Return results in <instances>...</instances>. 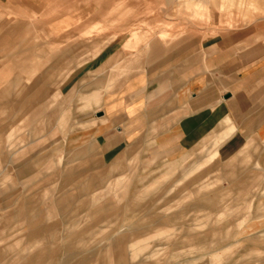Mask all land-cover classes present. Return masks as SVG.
<instances>
[{
  "label": "rangeland",
  "instance_id": "obj_1",
  "mask_svg": "<svg viewBox=\"0 0 264 264\" xmlns=\"http://www.w3.org/2000/svg\"><path fill=\"white\" fill-rule=\"evenodd\" d=\"M47 3L49 17L58 15L59 25L50 26L55 33L48 38L41 34L36 38L49 41L42 55L52 58L36 59L35 63L53 65L50 78L59 91L56 108L64 110L67 119L62 128L42 123L41 129L33 132L49 118L44 113L51 108H39L38 115L31 118L28 114L9 117L14 111L0 115V122L16 123L0 129L19 128L12 136L14 143L25 138L24 145L16 147L20 154L14 158V186L0 193V228L6 227L4 232L0 230V264H21L20 257L44 246L52 251L44 264H264V181L254 191L264 170L250 154L228 165L232 156H219L227 138L216 145L224 132L212 134L170 159L151 154L152 145H139L134 158L116 160V167L100 166L93 132L95 119L104 115L105 95L119 96L131 84L156 82L165 73L172 75L179 58L201 46L224 44L241 49L264 44V0ZM38 15L30 16L37 19ZM127 62L132 68L122 72ZM40 69H34L33 74L43 72ZM27 78L21 86L33 85L41 76ZM99 87L101 95L95 101L91 95ZM66 95L67 103L61 105ZM77 101L79 106L74 104ZM53 118L56 120L58 113ZM80 145L86 147L87 156L82 149H75ZM216 148L218 157L210 166L179 185L189 168ZM107 174L112 176L109 180L120 184L110 191L104 187L99 201L91 199L96 185H87V195L80 194L81 184ZM208 175L213 181L210 188L197 191L196 185ZM155 184L154 190L137 197ZM250 192L255 196L247 212ZM62 196L72 199L63 207L57 205ZM222 197L226 200L218 202ZM22 203L33 224L42 228L30 242L35 245L31 249H27L31 225L6 214ZM97 203L105 210L87 209ZM223 204L231 207V211L226 210L229 213L207 217ZM133 242L140 245L131 262L128 245ZM119 247L124 252L120 258Z\"/></svg>",
  "mask_w": 264,
  "mask_h": 264
},
{
  "label": "crops",
  "instance_id": "obj_2",
  "mask_svg": "<svg viewBox=\"0 0 264 264\" xmlns=\"http://www.w3.org/2000/svg\"><path fill=\"white\" fill-rule=\"evenodd\" d=\"M37 12L38 18L32 19L31 13ZM58 18V15L49 17L47 0H0V115L2 112L14 111L13 115L8 116L12 118L16 115L23 118L28 114L31 118L33 115H38L39 108H51L49 112L46 110L44 113L47 117L49 115L50 119L42 120L40 128L32 130L33 132L39 131L44 125L42 123H46L48 127L53 125L52 129L56 124L61 128L66 124L64 110L61 112L56 108L55 100L59 97V91H55L56 87L53 88L50 78L53 65L35 63L36 59L52 58L51 55L47 57L42 55L49 41L44 39L36 41V38L39 34L48 38L50 33H55L50 26L58 27ZM212 47L201 46V49L179 58L173 65L172 75L165 73L156 82L149 80L146 83L141 81L135 86L131 84L124 94L119 96L115 93L105 95L104 115L95 119L93 131L95 155L100 166L111 164L116 167L118 166L114 164L116 160L134 158L136 146L139 145H152L151 154L170 159L195 148L212 134L220 135V132H224L219 141H216V145L218 147L219 143L227 138V141L221 145L219 156H232L228 165L237 161L241 155L250 154L257 159L264 170V44H250L241 49L235 45L224 44ZM38 52L41 54L36 57ZM55 57L59 55L56 54ZM28 60L32 62L28 64ZM131 65L130 62L123 64L122 72H127L132 68ZM40 68L44 69L43 72L38 71L33 74L34 69ZM32 75H40L41 78L35 80L33 85L21 86L22 81ZM62 80L63 78L56 82ZM108 87L109 85L107 89ZM100 88L91 95L95 101L101 95ZM66 98L67 95L61 98V105L67 103ZM74 104L79 106V101ZM33 109L37 111L33 112ZM57 113L58 118L55 120L53 116ZM228 123L233 126L226 128ZM15 124L11 121L0 122L3 128ZM3 128L0 129V193L14 186L16 173L14 158L20 154L16 153L19 151L16 147L24 145L25 140L20 138V141L14 143L16 138L12 136H16L19 128ZM148 138L151 139L150 143H147ZM75 149H82V154L87 156L85 146L80 145ZM238 150L240 152L237 153ZM84 156L82 161L85 160ZM217 157L216 148L205 160L190 167L188 174L183 175L179 180V185L195 172L204 171ZM258 163L255 165L257 166ZM109 177L112 176L107 174L101 176L99 180L81 184L83 191L80 194L87 195V185H96L91 199L94 202L99 201L104 187L110 191L120 184L119 181L109 180ZM210 177L211 175L206 176L205 180L196 185L197 191L210 188L213 183ZM66 181L64 179L63 183L67 185ZM263 181L264 172L256 182L254 191L258 190ZM156 186L155 184L140 191L137 197L143 196L149 189L154 190ZM249 194L251 195L245 208L247 212L250 211L255 192ZM71 200L62 196L57 205L63 207ZM225 200L226 198L222 197L217 201ZM87 209L104 211L105 207L97 203ZM230 209L227 204H223L218 210L208 213L207 217L218 213L223 217L231 211ZM6 214L9 217H20L17 220L21 224L31 225L27 241L30 246H27V249H31L30 242H34L42 228L33 224L34 219L29 217L23 203L18 209L10 210ZM4 229L6 227L0 228L3 232ZM160 233L163 232H158ZM139 245L134 242L128 245L131 260L135 258L136 248ZM35 249L33 254L20 257L19 263L44 264L46 256L52 252L45 246ZM123 253L119 247V258ZM1 260L0 255V262ZM120 263L123 261L120 260Z\"/></svg>",
  "mask_w": 264,
  "mask_h": 264
}]
</instances>
